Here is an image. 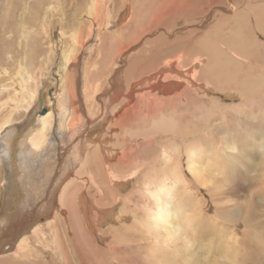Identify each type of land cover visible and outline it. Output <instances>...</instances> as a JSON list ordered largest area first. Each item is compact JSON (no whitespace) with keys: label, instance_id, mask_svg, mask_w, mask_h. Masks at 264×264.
<instances>
[{"label":"rangeland","instance_id":"1","mask_svg":"<svg viewBox=\"0 0 264 264\" xmlns=\"http://www.w3.org/2000/svg\"><path fill=\"white\" fill-rule=\"evenodd\" d=\"M173 1L174 3L172 4ZM183 1L184 0H0V49L5 50L4 53L0 51V105H6V107H8L4 111L5 113L2 114L0 111V120L2 116L8 118V114L9 117L20 114L15 121L11 122L13 124H8V129H11L13 125L14 127H19L11 135L17 137L15 143L17 146H15V148H17V150L19 149V143L23 142L26 144L28 148H26L27 153L24 155L28 156L27 159L37 166L35 170H30L31 177L35 179L33 181L37 183L36 189L42 187L41 189L44 190L47 189L46 186H49L48 182L50 183V181L46 182L49 178H44L43 174H45V172L41 170L42 163L46 164L47 168L49 161L53 166L55 162L57 164H55V173H57V175L54 178V180H56L57 177V181L54 182L55 185L53 184L52 188L60 181H64L60 188L61 192L62 188L74 179L75 172H77L81 166V163L76 166L77 162H74L75 157H77V152H80L79 148L78 150L76 149L77 141L74 140L73 145L72 139L69 140L67 138L66 141L62 140L59 134V128H56L57 130L54 128L53 130L51 129V133H53L52 136L48 138L50 139L48 143H51L42 147L38 150L36 155H33L31 153V146L26 140L29 138L28 135H30L31 132L40 128L39 123L41 119H39V116L44 110L46 112L51 110L55 111L56 115H58L57 102L59 98L58 95L61 93L60 83L62 80L60 75L62 72H58L59 68L64 67L63 62L67 55L70 60L75 59L76 56H80L77 58L78 62H76L77 66L73 75L74 80L79 81L78 86L81 91L82 104L80 105L82 106L78 107V109L82 111L84 108L86 116L88 115L85 109V103L88 98L83 96V92L87 90V88H84L85 72H88L87 77L90 76L92 81V85L87 92H91V89L94 90L95 87L98 86L102 94L100 97H98L100 93L97 95L94 94L95 100L98 103L97 108H101L100 103L105 105H103L105 111L102 112L99 119L96 120L95 115H91L93 123L88 127V131L97 132L100 130L102 132L96 136L94 134L93 136L89 134L79 135V137H84L82 138L83 140L88 136L89 141L90 139L95 141L93 143L89 142L87 148L83 150L84 152L82 151L83 158L85 159V156L93 151L95 145L98 143V138L100 140L107 135L109 138L112 137L110 144H114L117 139L116 133L118 135L120 134L119 140L124 141L121 143L122 146H126L127 150L133 148L132 154L128 155V159L131 160L134 158L135 165H137L138 161L140 162L138 166H128L130 171H138L135 173L137 175L133 179L134 182L128 184V187L121 191L123 197L132 191V189L136 190L138 187L142 186V179L148 170L160 169L162 167V149H167L171 143H174V145L170 147V150L176 152V161L179 162L178 166L182 170L183 179L185 178V185L189 189L185 191L183 187H180L181 189L178 187L179 197L181 198L180 203L187 208L189 214L185 216H189L191 224L187 226L184 221L181 219L179 220L182 229L181 234H184V236H181L179 239L180 241H177V247L174 244L171 247L172 249L164 250L168 253V255H165L167 263L264 264V181L261 183V181L264 180V169L259 170V167L264 165V85L261 86L260 93L257 92L258 94L251 97L248 101L249 103L247 102L246 105L241 96L240 98H231L223 96L218 90H206L208 89L207 84H210V87L213 89L219 87L229 88L233 84L242 87L246 85L253 76L258 83H262L260 78L264 76V34H262L260 30L258 31L256 27L247 28L246 25L249 26L248 22L252 21V13H255V9L262 7V13L264 14V0H253L251 3L254 5V9L250 8L251 3L247 5L252 0H195V3L192 4L193 9L188 13L180 11L181 7L187 5L183 3ZM178 2L182 3L179 4ZM160 6H165L164 9L166 10V14L158 11ZM153 15H161V17L157 19L159 21L163 18L158 24V28L153 27L146 36L142 34L143 36L141 37L143 38H140L137 42H133V37L136 39L143 28L142 26L136 27L137 24L141 25L143 23H148V21L155 20ZM124 16L125 18H123ZM260 29L264 31V22L260 25ZM160 37L164 38V41L159 42ZM76 39L84 41L85 44L83 48L77 46ZM123 39L127 40V42L129 41L128 43H132H130V47L121 51L119 49H121L122 44L119 45V43L123 42ZM179 39L181 43L174 42ZM183 40L186 41L183 43ZM199 41L202 42L201 45H203L204 42L206 45H210L217 54H222L221 51H223L224 54L221 55V62L223 63H221L219 68H211L213 73L210 75L208 68L212 64L211 56L205 50L207 47L201 46L200 43H198ZM169 43L170 47H172V49H170L172 52L169 51L170 53L165 52L164 54L163 50L167 48ZM234 45H242L243 51L242 49L241 52H238V50L236 51L233 48ZM32 47H38L40 49L37 55L29 51ZM145 47L151 48L149 50V52L151 51L148 55L149 58L153 55H157V53L158 55L161 53L159 56L161 57V59H159L161 63L173 59H180L177 60L176 66L182 64L181 66L185 68L189 66L187 62H184L185 59L190 62L195 57L198 60H202V62L198 64L195 69V76L197 77L192 78L199 87L201 85V88L192 85L190 83L191 81H187V78H182V83L184 84L180 85V88L173 87L171 89L172 92L169 93L159 92V95H174L178 93L175 101L165 104L164 111L160 112L159 116L162 114L173 115L175 117L174 120L179 122V124L181 123L180 126L182 127L179 126V130L180 128L182 130L180 131L181 139H176L175 135L172 133L151 134L149 139H145V141H148L147 146H142L144 140H137V138H135L137 133H134L135 135L131 134V131L136 132L139 130V127L146 129L150 127L147 123L143 124V122L138 126L139 123L136 122L141 119V115L136 113L133 118V114L128 112L124 117L126 120L123 118L120 121H116L118 116L124 113L126 107L120 114H118V111L113 114L110 109L111 106L113 107L115 105V103H113V98L115 97L113 94L118 93V89L113 88L112 82L114 83L115 80L118 79V76L121 75L118 81L120 80L123 90L127 88V77L124 75L127 74L128 69L133 66L134 60L132 61V59L137 56L143 57V48ZM228 47H230V49ZM237 48L239 49L238 46ZM253 48L257 51L253 52ZM117 50L119 53L116 52ZM140 50L142 53H139ZM231 57L232 59H230ZM38 60L40 63L44 62L45 64L42 68L37 65V69L35 70V64ZM227 60H229V63L226 66L225 62ZM250 60H255L254 64L257 63L255 68L252 66ZM182 61L183 63H181ZM234 62H236V64ZM233 66H235L236 69H234ZM40 69L45 70L43 71L45 72L44 76H48L47 79H42L45 83H42V80L37 83L34 78L35 71H40L38 72L39 75H36L37 79L39 76L41 77L43 75ZM171 72V69H168L167 76H169ZM76 74L78 76H76ZM217 74H226L229 76L227 86L224 82L219 83L218 80H214L215 82H213L211 77L217 78ZM185 76H187V74H185ZM15 80L19 85L14 89V87H10L9 85L15 84ZM177 80L181 79L179 78ZM32 85L34 87H32ZM36 86V93H40L41 90L44 91L43 99L40 97L33 99V90ZM179 89L181 91H179ZM123 93L124 95L126 94L125 92ZM119 102H122V100L120 99ZM218 102L224 107L219 108ZM242 102L245 105L244 108H242L244 109L243 115L233 116L235 112L232 111L230 114H227V116H222L227 106L243 105L241 104ZM106 106L110 107V109H106ZM158 107L161 106H156L155 110H157ZM250 109H252V111ZM96 110L97 109H95V112ZM201 111L203 118L200 116ZM104 115L108 117L103 118ZM31 118L32 124H27ZM102 118L108 121L106 120L105 122V120H101ZM130 120H132L130 127L125 130L122 129L124 125H129L128 122ZM134 120L136 121L135 123H133ZM237 120L239 122L242 121V125H238L239 122ZM36 125L38 128H36ZM97 126H99L98 129ZM114 126L117 129H112ZM224 129L225 133L221 134V131ZM109 130L113 131L110 135ZM126 131L130 133V136ZM15 137L12 138L15 139ZM202 137L204 140H202ZM133 138L136 140H133ZM226 141H229L230 144L235 143V146L238 147L235 153L233 151L234 155L229 147H227L229 149L226 148V151L223 150V147H226ZM191 142H193L197 150L201 149L202 154L204 152V156L206 157L209 156L207 150H210L212 159L209 161L211 164L209 172L212 177H210L208 183L206 181H203L202 184L198 183L188 169L187 150H189V148L187 144H191ZM139 145H141V147ZM238 153H247V157L250 159L244 160ZM17 156L18 151L16 157ZM2 157L3 154L1 160L3 159ZM231 160H233V162ZM93 163L95 164V162H92V164ZM245 163L250 168L253 166L255 169L257 168V173L254 169L253 171L250 168L243 167ZM3 164L5 163L2 162V165ZM110 165L112 166L114 163L111 162ZM96 168L98 169L97 165H95V169ZM24 172L26 173V170H24ZM150 174L149 171L147 176ZM155 174H157V176L160 175L156 172ZM257 174L260 178H257ZM2 175H5L4 171ZM52 175L53 173L51 176ZM37 177L38 180L36 181ZM100 184H102L101 186H103V188L108 186L106 177L101 176ZM92 186L93 184L89 187L87 186V190L91 189ZM0 187V218L3 219V217H7L2 215V213L4 211L6 199L9 198L8 195H6L8 192L6 191L7 188L3 186ZM77 188L78 187H75L72 192L79 190ZM91 191L93 192V190ZM44 192H46V190ZM110 192L111 189H107L108 198L103 202L104 205H109V203L112 202L111 199L113 195L111 194L112 192ZM139 194L140 193L137 192L135 194L137 197L134 199L136 202V204H134V211L136 210L138 213L136 215L137 218L135 217L128 222L130 223L129 225H133L130 227V233L134 234V237L143 236L146 238L142 239L144 241H136V244L139 245L140 243L143 245V247L140 246V248H136V264H162L160 263V257L156 256L158 247L150 240L153 236H147V231L140 223L146 215H140L141 197ZM36 201L37 203L40 202V200ZM174 202H176L175 205L178 204L177 200ZM190 203L192 206L189 205ZM124 205L123 200L121 204L115 207L114 215H120ZM59 207L65 208L67 211L66 216L69 217L70 209L66 206H62L60 198H57L53 212L47 210L48 215L39 214L32 216L35 223L33 224L31 222L32 224L30 223L29 229L24 228L23 231L20 230V232H16L14 230V225L10 224V226H6V230L3 229L0 231V241L4 242H0V262L3 261V264H5L7 259L10 258L8 260L9 264H16L22 261L26 264H43V262L40 261V258L45 261L43 256L39 258L36 256L43 255L44 252H50L51 254L49 255H52L55 251L52 246L54 243L57 244L56 241L49 240L47 244L44 239H42V241L44 240L42 242L38 237V239H36L37 241L35 240L37 243L33 244V246L37 244L35 246L37 247L36 252L38 254L31 257V261L28 259V257H30L29 253V256L28 254H24L23 258H19L15 251H17V246L24 237L28 242L33 238L32 232L36 224L45 226L46 220H51ZM26 208L27 207H25V209ZM27 209L29 210V208ZM15 212H12V215ZM27 215L30 216V214ZM175 215H177V212H175ZM73 217L72 220L75 230L78 232L76 239L77 245L75 247L71 241L63 240L67 254L72 255V264H78L77 262L80 260L76 248L78 250L82 249V253L88 257L89 264H99L94 253L89 252L87 254L85 251V245L88 248L86 243L91 239L84 238V234L82 235L81 233L83 231H81L80 228L84 223H81L76 215ZM114 220L115 216L112 220L102 222L99 225V229L103 232L107 231L109 227L112 226ZM3 226L5 227V225H2V227ZM86 230L88 232L89 229L86 228ZM46 231L48 232L50 230ZM13 237H15V240L11 242ZM147 239H149V241L146 246L145 241ZM92 240V244H96V240ZM188 241L191 243L190 245ZM39 242H42L41 247ZM46 242H48V240ZM103 243L99 242V240L97 242L98 245L102 244V248H106V244ZM187 244L189 246L187 249L190 250L189 254L184 253V256H179L176 252H184ZM47 245L49 247H45ZM154 250L156 252H154ZM23 252L24 251H20V254ZM45 255L47 257V254ZM34 257L38 261L33 263L32 261L34 260H32V258ZM76 258H78V261ZM79 263L81 264V261H79Z\"/></svg>","mask_w":264,"mask_h":264},{"label":"bare ground","instance_id":"2","mask_svg":"<svg viewBox=\"0 0 264 264\" xmlns=\"http://www.w3.org/2000/svg\"><path fill=\"white\" fill-rule=\"evenodd\" d=\"M238 1H240V0H238ZM251 2H253V0L250 1L247 5H249ZM173 3H174V1L172 2V4ZM181 3H179V4H181ZM183 3H186L187 5L186 6L184 5L183 7H181L180 11H182L183 13H185V12L188 13L189 11H191L193 9L192 4L195 3V0H186V1L184 0ZM252 5L253 4L251 3L250 8L254 9V5L253 6ZM174 6H176V5H174ZM159 8L160 9L158 11H160L162 13L166 12V10L164 9L165 6H160ZM153 16H154L153 18L155 20L148 21V23H143L141 25L137 24L136 27L142 26L143 28H142L141 32L138 34V37H136V39H135V37H133L135 40V41L133 40V42H137L138 40H140V38H143V37H141L143 35L146 36V34L148 32H150L153 27L158 28V24L163 20V18L161 19V21H159L157 19H159L161 17V15H153ZM172 16H174V15H172ZM252 16H253L252 21L251 22L247 21L250 27L247 25H246V27L247 28H252V27L255 28L256 27L258 29V31L260 30V32L262 34H264V31L260 29V25L262 24V22H264V14L262 13V7L255 9V13H252ZM123 18H125V16ZM124 33H126V32H124ZM76 40H77V43H76L77 46L83 48L84 44H85L84 41H82L81 39H76ZM122 41L123 42L119 43V45L122 44V47L120 46L121 49H119V50L124 51L126 48L130 47V43H132V42L128 43L129 41L127 42V40H125V39H123ZM162 41H164V38L160 37L159 42H162ZM185 41L186 40H183V43ZM174 42L179 43L180 39L178 41H174ZM198 43H200V45L202 44L201 41H199ZM244 44H245V42H244ZM201 46H206L207 48L205 50L211 56L212 64L208 68L209 75H210L213 73V70H211V68H214V69L216 67L219 68L221 66V63H223V62H221L222 61L221 55L223 54V51H221L222 54H220V53L217 54L211 48V46L206 45L205 42ZM237 46L239 47V49L237 48ZM89 47H87V48H89ZM228 48L230 49V47H228ZM233 48L236 51L238 50V52H241L242 45H234ZM150 49L151 48H148V47L143 48V51H144L143 57L137 56L136 58L132 59V61L134 60L133 66L130 67L127 71V74L124 75L127 77V78L125 77L127 80V88L125 90L122 89L123 86H122L120 80L118 81V79H120L121 75L118 76V79H116V80L114 79L115 82L114 83L112 82L113 88L118 89V93L113 94L115 96L113 98V103H115V105L113 107L111 106V109H110V107L106 106V109H110V111L113 114H115L116 111H118V114H120V112H122V110L126 107L124 113L123 114L121 113L122 116L120 114L118 116V118L115 117V118H117L116 121L122 120L125 117V114H127L128 112H131L133 114V118L135 117L134 114H136V113H139L141 115L140 116L141 119H139L137 122L134 120L133 123H135V122L139 123L138 126H140V123L143 122V124L147 123L148 126H150V127L148 129L139 127V130L135 129V130H137L136 132H133L131 130L130 131L132 132L131 134L137 133V135L135 136V138H137V140H139V139H142V141L144 140L142 146H147L148 141L147 140L145 141V139H149L151 134L172 133L175 135L176 139H181L180 131H182V130H181V128L179 130V126L181 125V123L179 124V122L174 120L175 117L173 115L162 114L159 116V113L164 111L165 104L175 101L176 95L178 93H176L174 95L173 94L172 95H164V94L159 95V92L169 93V92H172L171 89L173 87L180 88V85L184 84V83H182V78L183 79L187 78L188 82L191 81L190 83L192 85L199 87V85L195 81H193L194 79H192V78L197 77V76H195V69L198 66V64H200L202 62V60H198L195 57L193 59L191 58L192 60L190 62H188V60L185 59L184 62H187V64L189 65L185 68L183 66H181L182 64L180 66H176L177 60H180V59H173V60H169L167 62L161 63L159 61V59H161V57H159L161 55V53L159 55L157 53V55H153L150 58L148 57V55L151 52V51L149 52ZM170 49H172V47H170V43H169L167 48H164L163 53L165 54V52H169V51L172 52ZM0 51L2 53H4L5 50L0 49ZM29 51L37 55L39 53L40 49L38 47L37 48L32 47V49L30 48ZM242 51H243V49H242ZM252 51L256 52L257 50L255 48H253ZM116 52H118V50ZM253 52H252V54H253ZM139 53H142L141 50ZM40 55H41V52H40ZM116 55H118V54H116ZM79 57L76 56L75 59L70 60L69 56L67 55L64 58V62H63L64 67L59 68V71L57 70L58 72H62L60 74L61 79H62L61 83H60L61 84V86H60L61 93L58 95L59 98H58V102H57L58 115H56L55 111H52V110L49 112L47 111L46 113H42L39 116V119H41V122L39 123L40 128L38 130L31 132V134L28 135L29 138L26 141H28L29 145L31 146V153L33 155H36L39 149H41L42 147H45L51 143V142L48 143V141L50 140V139H48L49 136H52V134H53V133H51V131L54 128L55 129L59 128V130H60L59 134H60V137L62 140L66 141L67 138L69 140L72 139L73 145H74V140L77 141L76 149L78 150V148H79L80 152L79 153L77 152V157H75L74 162L75 163L77 162L76 166L79 165V163H81L80 169H78V171L75 172V177L73 176L74 179L71 180L66 186L64 185L65 187L63 186L64 188H62V191L60 192V188H61L62 184L64 183V181H60L58 184H56V186H54V188H52L53 184L55 185L54 182L57 181V177H56V180H54L55 176L57 175V173H55L56 162L53 166L48 161L47 168H46V164L42 163L41 170H42V172H45V174H46V175L43 174V177L44 178L46 177V179L49 178V180H47V181L45 180V181L46 182L50 181V183L48 182V185H49L48 187L45 185L47 189L43 190V189H41L42 187L40 189H39V187H38V189H36L37 183L33 181L35 179H33L31 177L30 170H33V169L35 170L37 168V166L32 164L30 162V160L27 159L28 156L24 155L27 153L26 148H28V147H26V144L23 142L19 143L18 144L19 149L17 150V148H15V146H16L15 143L17 141V137L11 135L19 127L18 126L14 127V125H13L11 129H8V126H9L8 124L15 121L18 118V116H20V114H15V115L9 117V114L7 111L8 118H5L4 116H2V119L0 120V186L7 188L6 191H8V192L6 195H8L9 199H6L4 211L2 213V215H5L7 217L6 218L3 217V219L0 218V231H2L3 229L6 230L7 229L6 226H10V224L14 225V230L16 232L17 231L20 232V230L23 231L24 228L29 229L30 223L31 222L33 224L35 223L34 218L32 216H36L39 214L48 215L47 210H51V212H53V210L56 206L57 198H60L62 206H64V207L66 206L68 209H70L69 217L66 216L67 215L66 209L63 207H59V209L56 210V212H55V216L51 220H48V221L46 220V223L44 224L45 226H42L41 224H36V226L32 232L33 238H31L30 241L28 242L26 240V238L24 237L19 242V244L17 246V251H15V253H17L19 258H21V257L23 258L24 254L29 253L30 257H28V259H29V261H31V257L38 254L36 252L37 247L35 246L37 244H35L34 246H33V244L37 243L36 239H38V237H39V239H41V241H42V239H44L45 243H47V244L49 243V240L56 241L58 244L57 245L56 243H54V245L52 246L55 249V251L52 254L53 257H52V255H49V254H51L50 252H48V253L44 252L43 255H37L36 256L38 258L40 256H43L45 261L40 258V261H42L43 264H72V259H71L72 255L67 254V252H66L67 250L64 248L66 246H64L63 240L71 241V243L76 247V245H77L76 239H77L78 232H77V230H75V226H74V223L72 220V217L76 215L78 217V220L80 219L79 221L81 223L82 222L84 223L81 225L82 226L81 228L79 227L80 230L83 231V232H81L82 235L84 234L83 237L89 238L91 240L92 239L96 240V244L95 243L92 244L93 242H91V240H89V242L86 243L88 248L85 245V251L87 252V254L89 252L94 253V256L99 261V264H136V261H137V256H135V252L137 250L136 248H140V246L143 247V245L140 243H139V245L136 244V241H138V240L140 241V240L146 239V238H144L143 236L134 237V234L130 233V227L133 225H129L130 223H128V222H129V220L134 219L136 217V215L138 214L136 210L134 211V204H136L134 199L137 197V196H135V194L137 192H139L140 193L139 195L141 197V200H140L141 201V203H140L141 204V207H140L141 208V210H140L141 214L140 215H146L144 219L141 218L143 220H141L140 223L145 228V230L147 231V236H153V237H151V239L150 238L149 239L151 241H153V243H155V245L158 247L156 256L160 257L159 258L160 263L169 264V263H167V260L165 259V257H166L165 255H168V253H166L164 250L165 249H167V250L172 249L171 247L174 244L177 247V244H178L177 241L180 239L181 236H184V234H181L182 229H181V224L179 223V220L181 219L182 221H184L187 226L191 224L189 216H185V215L189 214L187 208H185L184 205L182 203H180L181 198L179 197L180 194L178 193V191H179L178 187H179V189H181L180 187H183L185 189V191H187L189 189L185 185V178L183 179L182 170L178 166L179 162L176 161V152H174V150L173 151L170 150L171 149L170 147H172L174 145V143H171L167 149H165V148L162 149V152H161L162 153L161 154L162 167L160 169L148 170L142 179V181H143L142 186L138 187V189H136V190L132 189V191H130L128 194L126 193L127 195H125L123 197L121 194V191L124 190L126 187H128V184H130L131 182H134L133 179L137 175L135 173L138 171V170H131L130 171L128 169L129 168L128 166H138L140 162L138 161L137 165H135V159L134 158L133 159L130 158L131 160L128 159V155L132 154L133 148H130L127 150L126 146L123 147L121 143L124 141L119 140L120 134L118 135L117 133H116L117 139L115 141L116 144L114 143L115 145L110 144L112 137L109 138V136L105 135L104 138H102L100 140L98 138V141H97L98 143L95 145V148L93 149V151L89 152L85 156V159L83 158L82 151L87 148L89 142L93 143L95 141H92L91 139L89 141L88 136L85 137L86 140L84 139L85 140L84 141L82 139L84 137H79V135H81V134L88 135L89 134V135L93 136V134H94L96 136L97 134L102 132L100 130L97 132L88 131L89 130L88 127L93 123V120L91 119V115L92 116L95 115L96 120L99 119L102 112L105 111V109H104L105 105L103 103H100L101 108H99V109L97 108L98 103L95 100V95L100 93L98 86H96L94 90L91 89V92H87V90H89L90 86L92 85V81L90 79V76L87 77L88 72H85L84 88H87V90L86 91L83 90L84 91L83 96H86V98H88V100H86V103H85L86 104L85 109L87 110L88 115L86 116L84 108L82 111H80V109H78V107L82 106V105H80V104H82L81 103V95H80L81 91L79 89L80 87L78 86L79 81L78 80L75 81L73 78L74 77L73 75H74V72H75L76 66H77L76 62H78L77 58H79ZM225 59H227V58H225ZM230 59H232V57ZM228 61L229 60H227L225 62L226 66L229 63ZM250 61H251L252 66L255 68V65L257 66V63L254 64L255 60H253V61L250 60ZM38 62H39V60H38ZM38 62L35 64V66H36L35 70L37 69V65L40 68H42L45 64L44 62H42V63H40V62L38 63ZM181 63H183V61ZM230 63H232V62H230ZM234 63L236 64V62H234ZM233 67H234V69H236L235 66H233ZM131 69L133 72L131 71ZM168 69H171V71H172L169 75L170 77L167 76V70ZM21 70H22V68H21ZM43 71H45V70H41V72H43ZM204 71H205V69H204ZM38 72H40V71H35V74H34V78H35L37 83H39L44 78L45 79L48 78V76H44L45 72H43V75L41 77L37 76L38 77V79H37L36 75L38 74ZM185 74H187V76H185ZM76 76H78V75L76 74ZM216 76H217V78L211 77L213 79V82L218 80L219 83L224 82V84H226V86H227V83L229 82V76L228 75L217 74ZM179 78L181 80H177ZM260 79H261L262 83H258L256 81V78L253 76L252 78H250L248 83L242 87L237 86V84H233L229 88L219 87L217 89H213L210 87V84L209 85L207 84L208 89H206V90L207 91L218 90L223 94V96H226V97L228 96L231 98H240V96H241L242 100L244 101V103L246 105V103L249 101V99H251V97L258 94L257 92L260 93L261 86L264 85V76H261ZM15 82H16V80H15ZM249 82H250V85H249ZM42 83H45V81L42 80ZM190 83H188V84H190ZM18 85L19 84H17V82H16L15 84L9 85V86L14 87V89H15ZM99 86H101V85H99ZM32 87H34V86L32 85ZM41 88H42V86H41ZM47 88H48V86H47ZM199 88H201V85ZM263 88H264V86H263ZM36 90H37V86L33 90V92H34L33 93V99L34 98L37 99L38 97L43 99L44 91L41 90L40 93H36L37 92ZM179 91H181V90L179 89ZM123 92H125L126 94L124 95ZM35 93H36V95H35ZM101 94L102 93H100L98 97H100ZM197 94H199V93H197ZM15 96H16V94H15ZM84 99H85V97H84ZM120 99L122 100V102H119ZM244 103L242 102L241 104H243V105H235L232 107L227 106L225 108V111L223 112L222 116L223 115L227 116V114H230L232 111L235 112V115H233V116L243 115L244 109H242V108H244V106H245ZM12 104H14V103H12ZM217 104H218L219 108L224 107L219 102ZM156 106H161V107H158V109L155 110ZM6 108H8V107H6V105L5 106L0 105V111L2 112V114L5 113L4 111L6 110ZM95 109H97L96 112H95ZM250 110L252 111V109H250ZM9 113H10V111H9ZM116 115H117V113H116ZM200 116H202V118H203L202 111H201ZM107 117L108 116H105V115L103 116V118H107ZM103 118L101 120L104 121L105 119H103ZM199 118H201V117H199ZM39 119H38V121H39ZM31 120H32V118L30 119L29 123H27V124H32ZM106 120H105V122H106ZM124 120H126V119L124 118ZM131 121L132 120H130L128 122L129 125H127V124L124 125L122 127V129L125 130V129L129 128ZM241 122L242 121H240L238 125H242ZM11 124H13V123H11ZM99 126H100V122H99ZM99 126H97V129ZM112 126H113V124H112ZM180 127H182V126H180ZM226 127H225V129H226ZM20 128H22V127H20ZM36 128H38L37 125H36ZM115 128H116L115 126L112 127V129H114V130H115ZM225 129L221 131V134L225 133L224 132ZM229 130H226V131L230 132L231 130L230 131ZM127 131H126V133H128ZM112 132H113L112 130H109V135L112 134ZM128 134L130 136V133H128ZM12 137H15V139ZM203 137H202V140H204ZM135 138H133V140ZM125 142H127V141H125ZM118 144H119V146H118ZM225 145H226V147H223V150L226 151V148L229 147L230 150H232L233 155H234L235 151L238 149V147L235 146V143L230 144L229 141H226ZM139 146L141 147V145H139ZM187 146L189 148V150H187V156H188L187 166H188V169L190 170V172L192 173V175L194 176V178L196 179V181L198 183L202 184L203 181H206L208 183L210 180V177H212V176H210L211 174L209 172V168L211 165L209 163V161H211V159H212V157L210 155V150L209 151L207 150L209 156L206 157V156H204V152L202 154L201 149L197 150V148L193 145V142H191V144H187ZM229 148H227V149H229ZM121 149H123V150H121ZM17 151H18V156L16 157ZM204 151H206V150H204ZM233 151H234V153H233ZM230 153H231V151H230ZM2 154H3V157H2L3 159L1 160ZM28 154H30V153H28ZM238 154L244 160L250 159L249 157H247V155H248L247 153H238ZM229 157H231V156H229ZM231 161L233 162V160H231ZM2 162L5 163L6 165L5 164L2 165ZM92 162H95V164L94 163L92 164ZM111 162L114 163V165L111 166L110 165ZM247 162H249V161H247ZM95 165H97V167H98V169L96 168L97 170L95 169ZM243 165H245V166H243ZM243 165H242L243 167L250 168L246 163ZM32 166H35V167H32ZM45 168H46V171H45ZM250 169L251 170L254 169L255 172L257 171L256 170L257 168L255 169L254 166L251 167ZM261 169H264V165H261L259 167V170H261ZM24 170H26V173L24 172ZM3 171H4L5 175H2ZM73 171H74V169H73ZM105 171H106V173H105ZM149 171L151 174L149 176H147ZM69 172H70V169H69ZM155 172L159 173L160 175L157 176V174H155ZM258 172H260V171H258ZM52 173H53V175L51 176ZM254 175H255V173H254ZM101 176L106 177V179L108 181V186H106L105 188H103V186H101L102 184H100ZM145 176H147V177H145ZM257 176H258V174H257ZM153 177H154V180H153ZM257 178H260V176H258ZM37 180H38V177H37L36 181ZM68 180H70V179H68ZM263 181L264 180H262L261 183H263ZM92 184H93L92 188L87 190V186L89 187ZM42 185H44V184H42ZM81 185H83V186H81ZM75 187H78L77 189H79V190L72 192V190ZM0 189H1V187H0ZM107 189H109V190L111 189L112 193L111 192L110 193L113 195L112 199H111L112 202H110L109 205H104L103 202L108 198ZM45 190H46V192H44ZM91 190H93L94 193ZM59 194H60V196H59ZM122 199L124 200L125 205L122 207V209H121L122 211L120 212V215H116V214L114 215V209L116 206L121 204V201H123ZM36 200H40V202L37 203ZM175 200H177V203H178L177 205H175V203H176V202H174ZM189 205H191V203ZM41 206H42V208H41ZM25 207L29 208L30 211L27 208L25 209ZM18 209H19V211H18ZM192 209H193V207H192ZM20 210H21V212H20ZM12 212H15V213H13V215H12ZM175 212H177V215H175ZM27 214H30V216ZM114 216H115V220H114L112 226L109 225L110 227L107 231L103 232L101 229H99V225L102 222L112 220L114 218ZM141 217H143V216H141ZM41 220H43V219H41ZM137 224H138V222H137ZM2 225H5V227L4 226L2 227ZM136 227H134V228H136ZM86 228L89 229L88 232H87ZM46 230H50V231L47 232ZM90 230H91V232H90ZM135 231H136V229H135ZM135 231H134V233H135ZM18 234H20V233H18ZM62 237H63V239H62ZM137 237H139V238H137ZM149 239H147L145 241L146 246L148 244ZM13 240H15V237H13V239H11V242ZM47 240H48V242H46ZM79 240H80V238H79ZM98 240L101 243L106 241L103 243V244H106V248H104V247L102 248L101 247L102 244L98 245L97 244ZM65 241H64V243H65ZM142 241H144V240H142ZM151 241H150V244H151ZM188 244L190 245L191 243H189V241H188ZM188 244L185 247L186 249L189 247ZM41 246H42V244L40 245V247ZM45 247H49V246L47 245ZM70 247H72V246H70ZM150 247H152V246H150ZM56 249H58V250H56ZM186 249L184 250V252L181 251V252H176V253H178L179 256L180 255L184 256V253L189 254L190 250H188V249L186 250ZM76 250L79 254V257H80L79 261H81V264H89L88 257L82 253V249L78 250L76 248ZM20 251H24V252L22 254H20ZM154 252H156V251L154 250ZM171 253L173 254L172 251H171ZM29 254H28V256H29ZM45 254H47V257ZM74 257H76V256H74ZM9 259L10 258L7 259L5 264H7L9 262L8 261ZM32 260H34V261H32L33 263L35 261H38V260H36L35 257L32 258ZM76 260L78 261V258H76ZM79 261L77 262L78 264H80ZM0 264H3V261H1ZM16 264H26V263L22 261V262H18ZM36 264H38V263H36ZM151 264H153V263H151Z\"/></svg>","mask_w":264,"mask_h":264},{"label":"water","instance_id":"3","mask_svg":"<svg viewBox=\"0 0 264 264\" xmlns=\"http://www.w3.org/2000/svg\"><path fill=\"white\" fill-rule=\"evenodd\" d=\"M43 113H46V111L44 110Z\"/></svg>","mask_w":264,"mask_h":264}]
</instances>
